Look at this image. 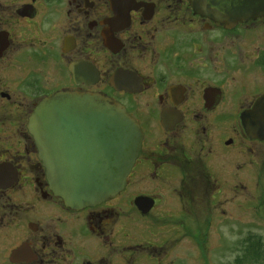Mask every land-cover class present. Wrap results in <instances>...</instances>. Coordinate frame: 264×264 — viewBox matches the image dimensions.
<instances>
[{
	"label": "flooded vegetation",
	"instance_id": "flooded-vegetation-1",
	"mask_svg": "<svg viewBox=\"0 0 264 264\" xmlns=\"http://www.w3.org/2000/svg\"><path fill=\"white\" fill-rule=\"evenodd\" d=\"M203 1L0 0V264H214L233 201L264 200L242 120L264 96V15ZM68 92L110 98L141 136L121 189L82 208L29 129Z\"/></svg>",
	"mask_w": 264,
	"mask_h": 264
},
{
	"label": "water",
	"instance_id": "water-1",
	"mask_svg": "<svg viewBox=\"0 0 264 264\" xmlns=\"http://www.w3.org/2000/svg\"><path fill=\"white\" fill-rule=\"evenodd\" d=\"M203 3L208 6L205 0ZM233 23L264 15V0H215ZM218 17L222 14L217 11ZM246 132L264 138V96L242 114ZM52 188L66 205L82 208L114 196L138 154L140 130L110 98L59 93L30 119Z\"/></svg>",
	"mask_w": 264,
	"mask_h": 264
},
{
	"label": "rangeland",
	"instance_id": "rangeland-1",
	"mask_svg": "<svg viewBox=\"0 0 264 264\" xmlns=\"http://www.w3.org/2000/svg\"><path fill=\"white\" fill-rule=\"evenodd\" d=\"M255 193L257 192L251 190L246 192L248 199H244L243 196L241 201L237 203L233 201L229 224L217 223L214 264H233L237 255L241 253L239 250L242 248L241 240L246 235L252 233L264 237V200L255 198L253 196ZM241 203L242 206H240ZM188 229L192 230L190 227ZM220 233L222 234L220 235ZM187 241H185L186 249L189 245Z\"/></svg>",
	"mask_w": 264,
	"mask_h": 264
},
{
	"label": "trees",
	"instance_id": "trees-1",
	"mask_svg": "<svg viewBox=\"0 0 264 264\" xmlns=\"http://www.w3.org/2000/svg\"><path fill=\"white\" fill-rule=\"evenodd\" d=\"M241 253L237 255L233 264H264V237L248 234L241 240ZM238 250V251H239Z\"/></svg>",
	"mask_w": 264,
	"mask_h": 264
}]
</instances>
